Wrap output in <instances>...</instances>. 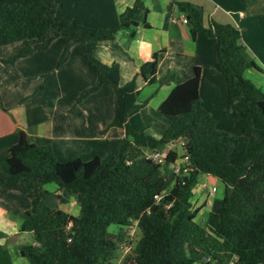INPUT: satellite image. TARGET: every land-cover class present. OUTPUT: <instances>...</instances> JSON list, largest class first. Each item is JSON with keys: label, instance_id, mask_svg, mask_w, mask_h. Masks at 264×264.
Instances as JSON below:
<instances>
[{"label": "trees", "instance_id": "1", "mask_svg": "<svg viewBox=\"0 0 264 264\" xmlns=\"http://www.w3.org/2000/svg\"><path fill=\"white\" fill-rule=\"evenodd\" d=\"M245 3V0H242ZM193 36L201 33L217 40V70L224 78L229 105L238 111L240 135L217 128L201 105L200 68L173 86L159 105L172 118L158 138L146 132L135 77L119 84V67L94 55L98 41L111 39L121 28L136 24L146 10L144 0H134L122 12L114 7L81 19L74 0H0V46L22 45L1 64L47 48L53 39L66 37L50 79L67 60L70 47L81 43L85 58L96 70L95 83L83 89L71 110L101 86L114 93L113 117L106 127L125 131L109 160L102 156L84 160L76 155L59 161L49 144H38L23 130L8 157L0 162V186L18 190L30 199L22 213L21 231L32 233V243L19 246L28 264H225L237 256L239 264H264V90L244 77L249 68L261 69L241 43V29L232 23H201V8L186 0L174 1ZM158 52L142 64L147 83L157 86L174 80L172 73L157 79ZM42 84L36 91L41 90ZM185 140L188 171L173 172L176 151L162 164L144 157L146 149L164 147L171 139ZM198 173L223 184L222 209L209 211L205 225L194 218L190 198ZM53 182L61 202L75 196L80 214L75 216L45 201ZM134 222L139 231L133 247L118 262L117 253L127 241L124 228ZM110 225L118 226L113 232ZM9 250L0 244V264H11Z\"/></svg>", "mask_w": 264, "mask_h": 264}, {"label": "crops", "instance_id": "2", "mask_svg": "<svg viewBox=\"0 0 264 264\" xmlns=\"http://www.w3.org/2000/svg\"><path fill=\"white\" fill-rule=\"evenodd\" d=\"M134 0H74L81 19L100 10L114 7L119 13ZM179 0H144L146 10L135 18L136 24L119 29L113 38L100 40L94 55L102 62H115L119 67V84L135 77L139 100H147L139 112L147 124L146 132L153 129L158 138L171 122L170 116L159 111V105L168 96L173 86L194 74L200 68L199 95L201 105L215 119L217 128L233 135H240L238 111L228 103L223 74L217 70L214 37L201 33L192 35L183 14L174 5ZM201 8V23L209 27L211 21L232 23L241 29L240 41L261 69L249 68L244 77L256 79L264 90V0H186ZM66 37H57L42 50L18 58L13 64L0 66V162L9 155V147L16 143L18 130L31 135L38 144H49L59 161H67L76 155L88 160L95 155L104 157L115 151L119 138L125 131L122 127H106L113 117L114 93L110 85H103L84 97L75 108L80 92L95 83L97 74L85 58L81 43L71 45L67 60L56 70L55 76H44L55 69L57 60L68 44ZM22 42L0 46V61L6 58ZM158 52L155 75L157 79L172 73L174 80L157 86L147 83L140 72L141 66ZM249 79V78H248ZM42 88L35 92L38 85ZM162 125L159 128H155ZM192 188L194 208L212 211L210 203L216 198L211 194L213 177L198 173ZM212 183L207 186L206 183ZM222 184V183H221ZM223 188V185H222ZM55 186L45 199L52 207L61 208L56 202H47L54 196L59 202ZM218 188H215V192ZM205 191V193H203ZM206 197L201 201L200 197ZM71 204L78 203L70 196ZM199 206V207H198ZM30 207V199L18 190L0 186V244L11 255V264H28L20 255L19 246L32 243V233L21 231L22 213ZM200 207V208H201ZM63 209V208H62ZM69 212V210L64 209ZM204 221L207 214H203Z\"/></svg>", "mask_w": 264, "mask_h": 264}, {"label": "rangeland", "instance_id": "3", "mask_svg": "<svg viewBox=\"0 0 264 264\" xmlns=\"http://www.w3.org/2000/svg\"><path fill=\"white\" fill-rule=\"evenodd\" d=\"M247 79L249 78V80L255 84L256 86L259 87L258 83L256 82V79H251L250 77H246ZM169 125V124H168ZM167 125V126H168ZM159 126L161 127L162 125H158L157 127L155 128H159ZM166 126V127H167ZM165 127V128H166ZM153 129H149V133L153 134ZM113 155V151L110 152V153H107L104 155L103 159L104 160H109ZM214 181H216L214 176H212ZM219 180V179H218ZM220 181V180H219ZM215 183V188H218L217 191H213L211 192V194L213 196H215L216 198L214 199V202L210 203V206L212 208V211H215V212H218L222 209V195H223V188H222V185L220 182H214ZM207 186H210L212 183L208 182L206 183ZM55 186V184L53 182H49L46 184V187L49 189H52L53 187ZM205 193V191L203 192ZM206 195H204L203 197H200V201H201V198H205ZM196 198V195L194 194L193 197H192V202H191V205H192V208L194 207V204L193 201L195 200ZM47 202L49 204H54V202H56L61 208L64 209H67L69 210V212L75 216L79 215L80 214V205L78 203L72 205L71 204V199L70 200H67L65 202H59L57 199L54 198V196H50L47 200ZM199 207V206H198ZM201 207V206H200ZM199 207V210L197 211L196 215H195V218L194 220L200 224V225H205V221H204V216L203 214H208V211L206 212L205 211V208ZM109 229L113 232H116L118 230V226L116 225H110L109 226ZM125 232H126V236H127V241L124 243V244H121V246L119 247V250H118V253H117V261L119 262L125 253H127L132 247L133 245L135 244L137 238L139 237V231L138 229L136 228L134 222H132L131 224H129L128 226H126L124 228ZM194 264H197V263H194Z\"/></svg>", "mask_w": 264, "mask_h": 264}, {"label": "built area", "instance_id": "4", "mask_svg": "<svg viewBox=\"0 0 264 264\" xmlns=\"http://www.w3.org/2000/svg\"><path fill=\"white\" fill-rule=\"evenodd\" d=\"M183 21L186 22V18H184ZM184 145H185L184 139H181V138L171 139L162 148L146 149L143 155L144 157L152 160L153 162L157 164H162L164 163L168 155V152L174 150L177 153V157L174 160V162L170 164V167L172 168L174 173L184 174L188 171V164H189L188 157L185 153ZM214 190H215V187L213 186L211 188V191H214ZM225 264H239L237 262V256L231 257L230 260Z\"/></svg>", "mask_w": 264, "mask_h": 264}]
</instances>
